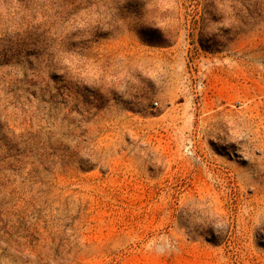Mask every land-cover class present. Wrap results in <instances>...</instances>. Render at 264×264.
Returning <instances> with one entry per match:
<instances>
[{"label":"rangeland","instance_id":"1","mask_svg":"<svg viewBox=\"0 0 264 264\" xmlns=\"http://www.w3.org/2000/svg\"><path fill=\"white\" fill-rule=\"evenodd\" d=\"M155 2L0 0V264H264V0Z\"/></svg>","mask_w":264,"mask_h":264},{"label":"trees","instance_id":"2","mask_svg":"<svg viewBox=\"0 0 264 264\" xmlns=\"http://www.w3.org/2000/svg\"><path fill=\"white\" fill-rule=\"evenodd\" d=\"M156 4L153 12H160L163 15L168 13L170 10L173 12L175 8V0H156ZM214 228L211 227L206 234H199L208 242H229L231 238V226L230 224L226 223V220L223 219L222 228L220 230H213ZM217 231V232H216Z\"/></svg>","mask_w":264,"mask_h":264}]
</instances>
